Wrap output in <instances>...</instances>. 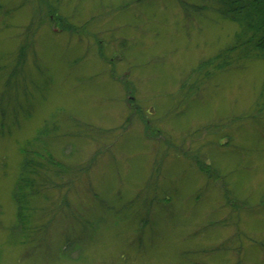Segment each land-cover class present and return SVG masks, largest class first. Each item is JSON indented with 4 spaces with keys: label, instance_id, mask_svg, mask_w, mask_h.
I'll use <instances>...</instances> for the list:
<instances>
[{
    "label": "rangeland",
    "instance_id": "obj_1",
    "mask_svg": "<svg viewBox=\"0 0 264 264\" xmlns=\"http://www.w3.org/2000/svg\"><path fill=\"white\" fill-rule=\"evenodd\" d=\"M238 29L214 0H0V264H264V58L218 56Z\"/></svg>",
    "mask_w": 264,
    "mask_h": 264
},
{
    "label": "trees",
    "instance_id": "obj_2",
    "mask_svg": "<svg viewBox=\"0 0 264 264\" xmlns=\"http://www.w3.org/2000/svg\"><path fill=\"white\" fill-rule=\"evenodd\" d=\"M214 2L216 11L223 18H228L236 23L239 28L235 33V41L232 46L225 48V51H222L218 56L230 58L232 53L240 49L243 56H245L244 52L255 50L257 57L264 58V0H214ZM204 64H208V61H204L201 65ZM262 96L264 97V85ZM37 133H39L38 136L27 141L28 146L24 145L23 147L24 156L21 160L12 195L16 202L17 219L21 223L24 222L23 212L29 205V195L39 191L36 189V185L43 186L44 189L50 187L49 178L40 173L38 169L42 166L38 158L42 157L43 154L38 149L33 150L32 148L33 145H36L37 140H41L49 133L48 127L47 129L41 128ZM45 160L51 161L53 164L50 157Z\"/></svg>",
    "mask_w": 264,
    "mask_h": 264
}]
</instances>
